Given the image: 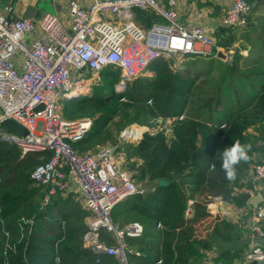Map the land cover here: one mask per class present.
<instances>
[{"label": "trees", "instance_id": "1", "mask_svg": "<svg viewBox=\"0 0 264 264\" xmlns=\"http://www.w3.org/2000/svg\"><path fill=\"white\" fill-rule=\"evenodd\" d=\"M245 1L250 5L245 25L220 27L212 35L223 56L217 51L159 57L149 66L152 75L126 81L120 91L114 89L121 79L118 72L105 69L90 95L63 104L64 118L91 120L84 138L70 142L79 153L115 145L124 125L171 119L164 129L116 148L128 169L134 171L139 163L134 178L147 187L111 211L119 228L133 221L142 225L139 236L125 237L139 251L128 255L132 264H205L214 248L216 262L231 263L247 251L228 252L227 243L237 238L234 224L206 208L216 194L243 206L247 195L238 191L252 187L250 165L264 164L253 159L258 141H264V0ZM137 15L146 28L162 20ZM244 48L247 55L241 53ZM237 139L251 145L250 159L238 165L236 180L229 182L218 153ZM50 154L21 156L15 145L0 141V264H118L107 255L96 262L97 254L83 246L89 211L77 193L56 191L44 202L49 185L38 184L30 173ZM211 163L215 172L209 171ZM160 179L168 183L158 185ZM102 235L113 242L108 232Z\"/></svg>", "mask_w": 264, "mask_h": 264}, {"label": "built area", "instance_id": "2", "mask_svg": "<svg viewBox=\"0 0 264 264\" xmlns=\"http://www.w3.org/2000/svg\"><path fill=\"white\" fill-rule=\"evenodd\" d=\"M15 1L7 0L0 6V122L12 119L26 134L0 129V141L15 145L21 156L50 152L49 159L30 173L38 184L49 185L44 202L50 194L68 191L74 184L89 211L83 246L97 254L96 262L99 256L107 255L118 264H132L128 255L139 251L125 237L139 236L142 225L133 221L119 228L111 220V211L118 202L144 193L147 187L136 183L134 171L123 165L124 155L116 148L125 142H139L145 132L164 129L171 119L160 118L157 123L166 121V125L158 130L149 124L126 125L115 145L79 153L70 142L84 138L91 120L64 118L63 104L90 95L89 88L105 69L118 72L121 79L115 87L121 88L126 81L147 74L159 57L210 56L220 47L207 26L179 20L177 0H91L87 6L69 0L68 19L47 12L39 19L14 18ZM135 10L162 20L143 28L134 21ZM249 11L245 0H229L220 25L240 28ZM251 182L249 190L258 191L264 182L263 163L251 165ZM224 200L216 194L208 205ZM263 220L264 197L253 204L248 217L252 236L264 235ZM103 231L109 233L112 243ZM257 260H264V247L252 242L241 264Z\"/></svg>", "mask_w": 264, "mask_h": 264}, {"label": "crops", "instance_id": "3", "mask_svg": "<svg viewBox=\"0 0 264 264\" xmlns=\"http://www.w3.org/2000/svg\"><path fill=\"white\" fill-rule=\"evenodd\" d=\"M35 1L36 0H18V1L16 0L15 1L16 14L20 15L26 5L34 4ZM50 1L53 6H55L56 4L58 5L57 8L56 6L54 7L55 8L54 14L59 15L62 18L68 19L69 0H50ZM78 1L80 2V4L84 6H87L91 3V0H78ZM228 5H229V0H177L176 11L178 18L181 22H193L196 24L205 25L208 27L210 34L212 35V31H211L212 29H217L222 27L220 25V19L224 14V10ZM138 12H142V11L135 10L134 21L141 27L146 28L145 25L137 19ZM148 14H152V13H148ZM260 14L262 15L261 12H259V15ZM235 45L236 44L233 43L228 48V53L233 52ZM241 53L243 55H247L248 48L242 49ZM147 73L151 74L153 73V71L150 69ZM257 147L258 149L253 153V159L257 158L264 161V141L259 140L257 143ZM250 176H251V171H250ZM68 191H74L75 193H77V196L81 200L80 193L74 184L70 185ZM238 193L247 195L245 204H243V206H237L236 204L225 199L224 202L221 204L214 203L211 204L210 206L208 205L210 201L209 200L206 204V208L213 217H215L216 215H220L221 217L227 218L234 224L235 227L234 231L237 233L236 234L237 238L235 242L227 243L228 252L229 249L233 250L235 248L237 249L242 247L244 253L251 245L252 237H253L248 225V217L252 211V206H253L252 201L255 198L258 199L257 195L264 197V182L261 183L258 191L252 192L249 189L243 188L240 189ZM262 226L264 227V220L262 222ZM217 255H218L217 248L208 251V253L206 254L205 264H215L216 263L215 258L217 257ZM244 256L233 258L231 263L241 264L244 260ZM245 264H251V262Z\"/></svg>", "mask_w": 264, "mask_h": 264}, {"label": "clouds", "instance_id": "4", "mask_svg": "<svg viewBox=\"0 0 264 264\" xmlns=\"http://www.w3.org/2000/svg\"><path fill=\"white\" fill-rule=\"evenodd\" d=\"M251 145L241 143L240 140H235L230 147L224 148L218 153V158L221 162V169L225 173V179L229 182H234L237 178V167L241 162L247 163L250 159L249 152ZM216 165L211 163L209 171L215 172Z\"/></svg>", "mask_w": 264, "mask_h": 264}, {"label": "water", "instance_id": "5", "mask_svg": "<svg viewBox=\"0 0 264 264\" xmlns=\"http://www.w3.org/2000/svg\"><path fill=\"white\" fill-rule=\"evenodd\" d=\"M42 0H36L34 2V4H28L25 6V8L23 9V11L21 12L20 15L16 14L14 16V18H34V19H39L42 15L39 13L40 11L38 10V4L41 2ZM56 8L58 7V5H55ZM54 6V7H55ZM219 56H223V54L221 53V51L218 52ZM0 129L5 130L7 132H11V133H15L17 135H25L26 134V130L24 127H22L20 124H18L17 122H15L12 119H6L0 122ZM115 148L111 147V152H114ZM168 183V181L160 179L158 181V185H166ZM258 199L255 198L252 203L254 204L257 201L261 200V196L257 195ZM257 199V200H256ZM252 242L256 243V244H262L264 245V235L263 236H257L254 235L252 237ZM251 264H264V260H257V261H251Z\"/></svg>", "mask_w": 264, "mask_h": 264}, {"label": "rangeland", "instance_id": "6", "mask_svg": "<svg viewBox=\"0 0 264 264\" xmlns=\"http://www.w3.org/2000/svg\"><path fill=\"white\" fill-rule=\"evenodd\" d=\"M6 2H7V0H0V6H4L5 4H6ZM264 3V2H263ZM38 10L40 11L39 13L42 15L43 13H50V14H54L55 13V8H54V6L52 5V3H51V1L50 0H42L39 4H38ZM216 30L217 29H212L211 31H212V35L214 34V32H216ZM214 36V35H213ZM216 38V37H215ZM220 47V46H219ZM176 57H178V56H176ZM150 69H148V71H149ZM147 71V72H148ZM147 75H152V73L151 74H149V73H147ZM144 76V75H143ZM116 85V84H115ZM125 86V85H124ZM124 86H122L121 88H116L115 86H114V89L116 90V91H120V90H122L123 88H124ZM110 90H112V87L110 88ZM91 91V90H90ZM62 103L64 102V100H62L61 101ZM79 119V118H78ZM157 121H161V119L160 118H156L155 120H154V123H153V126H154V128L155 129H159V127L161 126H164V125H166L165 124V122L166 121H164L163 123L162 122H158L157 123ZM168 123V122H167ZM126 125H124L123 127H125ZM122 127V128H123ZM121 128V129H122ZM120 129V130H121ZM119 130V131H120ZM159 131V130H158ZM119 133V132H118ZM118 135V134H117ZM123 165L124 166H126V161H125V159H124V157H123ZM128 166V165H127ZM139 166V163H137L136 165H135V167L133 168L134 169V171H136L137 170V167ZM136 183L137 184H141L142 186H144V184L143 183H141V182H137L136 181ZM65 194V193H64Z\"/></svg>", "mask_w": 264, "mask_h": 264}, {"label": "bare ground", "instance_id": "7", "mask_svg": "<svg viewBox=\"0 0 264 264\" xmlns=\"http://www.w3.org/2000/svg\"><path fill=\"white\" fill-rule=\"evenodd\" d=\"M91 90V87L89 88V90L88 91H90ZM90 93H91V91H90Z\"/></svg>", "mask_w": 264, "mask_h": 264}]
</instances>
